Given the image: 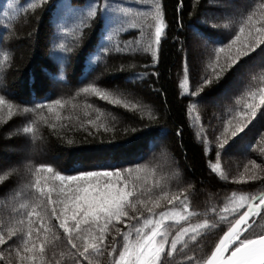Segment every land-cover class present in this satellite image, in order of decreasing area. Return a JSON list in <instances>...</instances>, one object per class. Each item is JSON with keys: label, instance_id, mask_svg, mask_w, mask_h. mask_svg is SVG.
Here are the masks:
<instances>
[{"label": "trees", "instance_id": "trees-1", "mask_svg": "<svg viewBox=\"0 0 264 264\" xmlns=\"http://www.w3.org/2000/svg\"><path fill=\"white\" fill-rule=\"evenodd\" d=\"M9 2L0 0V16ZM32 2L17 0V6L26 11L21 12L15 20L0 19V60H3L4 52L9 56L5 62L6 69L0 74V95H6L20 107L48 104L57 98L65 99L67 104L57 112L49 114L45 111V117L55 123L56 128L53 130L47 125H40L39 135L42 139L34 144L25 134H16V129L27 122L30 114L28 117L22 113L11 118L5 116L0 124V174L11 167L20 168L19 172L0 181V229L19 218L13 209H18L29 192L38 194L36 189L25 187L35 179L23 167V162L29 160L33 165L51 164L55 170L63 173L107 166L127 168L147 162L150 173H141L138 186L152 187L156 182L178 173L180 187L191 185L184 194L190 198L191 209L199 213L214 205L219 210L233 191L256 195L264 192V170L251 169V165V171L245 172L244 169L249 159H255L257 163L264 161V152L261 151L264 150V141L257 139V133L264 132V123H257L254 119L249 124L253 131L246 138L235 144L232 140L237 138H232L229 141L231 147L225 145L226 150H221L220 157L216 155V137L226 119L230 118L229 109L238 107L242 110L243 100L237 105V98L252 83V75L264 74V59L259 49L249 53L248 57H242L238 70L237 66H233L219 78L214 77L209 84L201 85L202 91L196 97L188 95L189 87L195 90L201 77L206 74V58L212 55L215 47L213 41L226 43L231 34L238 30V24L231 21L249 11L259 12L257 5L264 3V0H156L161 5L166 25L156 61H153L150 51L142 50L149 31L147 26L143 27L144 36L140 35V27H126L125 34L116 37L131 45L133 51H112L97 61L95 56L99 54V48L105 43L109 31L106 18L96 20L82 33L80 43L73 48L76 33L61 30L62 27L72 28V13L64 7L70 0H47L44 5L38 4L37 9H28L27 5ZM91 2L71 0V3L84 8ZM113 2L130 7L134 12H148L152 4V0H145V3L139 0ZM136 22L141 24L140 20ZM225 23H229L228 28L224 27ZM137 40L141 41L139 45L136 44ZM193 44L199 48L195 54H192ZM65 47L73 48V51L66 54L63 50ZM66 55L70 59L66 60ZM186 56L190 67V84L182 89L180 81L184 76ZM202 60L205 63L202 64ZM207 71L211 72V69ZM61 74L63 80L59 79ZM92 81L104 88L128 94L133 102H139L141 110L111 105L94 95H76L79 88ZM193 100L198 101L195 106L191 103ZM256 102L259 103V99ZM87 104H92L93 108H88ZM97 108L101 110V119L109 124L110 130L107 132L87 123L96 119ZM261 111H264V105H260L258 116ZM111 116H115L116 120L112 121ZM113 123L115 127H112ZM6 132L13 134L6 136ZM202 135H206L207 144L202 142ZM252 144L256 147H250ZM209 161L218 163L228 179H223L218 172H212ZM241 173L245 176L255 173L257 179L246 183L234 182L232 178ZM44 183L42 180L41 184ZM47 183L52 187L59 182L49 179ZM170 183L175 189L174 178ZM16 191L23 194L12 200L11 196ZM52 198L55 203L49 206V210L55 207L60 212L63 208L59 202L62 197L53 192ZM168 207L171 205L162 201V207L155 211ZM144 215L148 213L144 211ZM33 219L38 226L39 221L35 217ZM118 227L126 230L124 224ZM221 229L226 231L227 225H217L216 230L201 240L198 251L210 254L223 235ZM113 234L114 230L107 235L106 243L112 240ZM116 239L122 243L119 235ZM5 248L6 245H0L4 257L0 264H18L15 251L9 253ZM61 250L63 246L57 249V255ZM99 259L100 264H110L111 258L106 253Z\"/></svg>", "mask_w": 264, "mask_h": 264}, {"label": "snow or ice", "instance_id": "snow-or-ice-1", "mask_svg": "<svg viewBox=\"0 0 264 264\" xmlns=\"http://www.w3.org/2000/svg\"><path fill=\"white\" fill-rule=\"evenodd\" d=\"M139 2L145 3V0ZM46 3L47 0H33L27 8L37 9L38 4ZM64 7L72 13V28L62 27L61 30L65 33H76L77 39L73 48L80 43L82 33L96 20L104 17L108 20L109 31L95 60L100 61L112 51H133L131 45L116 37L125 34L126 27H140V35L144 36V26L149 31L147 39L143 41L142 50L150 51L153 61L157 60L166 25L161 5L156 0H152L151 10L148 12H134L132 8L124 7L113 0H92L87 8L73 4L70 0ZM257 8L260 9L259 12L249 11L231 21L238 24V30L231 34L226 43L213 41L215 47L212 55L206 58V74L201 77L195 90L189 87L190 97H196L202 91L201 85L209 84L214 77L219 78L224 72L233 69V66H237L238 70V62L242 57H248L249 53L259 49V54L264 59V47H261L264 45V3L257 5ZM25 11L17 6V0H10L0 19L15 20ZM137 20L141 24H137ZM224 27L228 28L229 23H225ZM153 28L154 31H151ZM140 43L141 41H136L137 45ZM73 48L65 47L63 50L68 54ZM68 59L70 56L66 55V60ZM8 60V53L4 52L3 60H0V74L6 69L5 62ZM201 63L205 61L202 60ZM207 69H211V72ZM189 72L186 56L183 64L184 76L180 81L182 89L190 84ZM63 78L61 74L59 79ZM137 78H140L139 75ZM251 81L242 96L237 98V105L243 100V109H229L230 118L226 119L222 131L216 137L217 158L220 157L221 150H226L225 145H229L232 138H237L232 140L235 144L253 131L249 124L254 119L257 123H264V111L257 115L260 105H264V74L252 75ZM81 93L85 96L94 95L111 105H122L126 109L141 110L142 107L139 102H133L128 94L104 88L95 81L84 84L76 95ZM257 99L259 103L256 102ZM191 103L195 106L198 101L193 100ZM66 104L65 99L57 98L50 100L48 104L37 103L31 107H20L11 98L0 95V124L4 122L5 116L11 118L22 113L28 117L30 114L27 122L16 129V134H25L30 143L34 144L42 139L39 135L40 125H47L53 130L56 128V124L45 117V111L49 114L57 112V109L64 108ZM87 107L93 108V105L87 104ZM95 111L96 119L88 120L87 123L97 129L109 131V124L101 119V110L97 108ZM111 119L115 121L116 117L111 116ZM233 121L236 123L233 124ZM112 127H115L114 123ZM240 133L244 135L238 136ZM12 134L5 133L6 136ZM200 138L203 143H208L206 135ZM257 139L264 141V132H258ZM250 147L256 145L252 144ZM249 165L251 169L264 170V161L257 163L255 159H249L244 165L245 172L251 171ZM209 166L212 172H218L223 179H228L218 163L209 161ZM23 167L35 178L25 187L36 189L38 194L29 192L18 209H13L19 218L0 229V245H6L4 250L9 253L15 251L18 264H100L99 258L105 253L111 258L110 264H264V192L256 195L233 191L219 210L214 205L199 213L191 209L190 198L184 194L191 185L180 187L178 173H173L172 177H166L162 182H156L152 187L138 186L141 173H150L147 162H139L127 168L107 166L77 170L73 173L55 170L51 164L33 165L30 160L23 162ZM19 171L18 167L7 169L0 174V181ZM173 178L176 181L175 189L170 183ZM49 179L58 181V185L49 187ZM232 179L234 182L246 183L257 177L255 173L249 176L241 173ZM42 180L45 181L43 185ZM53 192L62 197L59 201L63 204L60 212L55 207L49 210V206L55 203ZM22 194L21 191H16L11 199L16 200ZM162 201L171 207L156 212L155 209L162 207ZM241 209L244 210L241 212ZM144 211L148 213L147 216ZM34 217L39 221L38 226ZM120 224H124L126 230L118 227ZM220 224H226L227 230L221 229L223 235L210 254L198 251L201 240ZM113 230L112 240L106 243L107 235ZM117 235L121 237L122 243L116 239ZM61 246L63 250L57 255V249ZM3 259V252H0V260Z\"/></svg>", "mask_w": 264, "mask_h": 264}, {"label": "rangeland", "instance_id": "rangeland-1", "mask_svg": "<svg viewBox=\"0 0 264 264\" xmlns=\"http://www.w3.org/2000/svg\"><path fill=\"white\" fill-rule=\"evenodd\" d=\"M192 54H195L196 52H198V50H199V48H198V46H196L195 44H193L192 45ZM27 153H28V151H27ZM8 161H5L4 163H7ZM1 165V164H0Z\"/></svg>", "mask_w": 264, "mask_h": 264}, {"label": "water", "instance_id": "water-1", "mask_svg": "<svg viewBox=\"0 0 264 264\" xmlns=\"http://www.w3.org/2000/svg\"><path fill=\"white\" fill-rule=\"evenodd\" d=\"M257 218H258V217H257ZM257 218H256V219H257Z\"/></svg>", "mask_w": 264, "mask_h": 264}]
</instances>
